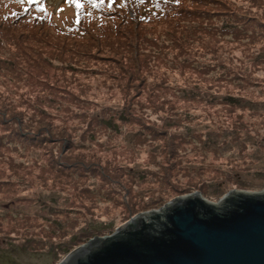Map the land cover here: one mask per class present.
I'll return each instance as SVG.
<instances>
[{
	"label": "rangeland",
	"instance_id": "374dc122",
	"mask_svg": "<svg viewBox=\"0 0 264 264\" xmlns=\"http://www.w3.org/2000/svg\"><path fill=\"white\" fill-rule=\"evenodd\" d=\"M257 2L250 15L264 22ZM228 11L236 14L221 20L240 25L238 9ZM247 23L244 34L224 24L193 45L195 27L186 43L183 25L165 24L145 50L123 48L124 36L95 44L47 25L8 28L0 264H60L157 204L201 190L223 199L235 187L264 189V29ZM230 98L241 106L228 109Z\"/></svg>",
	"mask_w": 264,
	"mask_h": 264
},
{
	"label": "water",
	"instance_id": "95a60500",
	"mask_svg": "<svg viewBox=\"0 0 264 264\" xmlns=\"http://www.w3.org/2000/svg\"><path fill=\"white\" fill-rule=\"evenodd\" d=\"M60 264H264V189L194 192L157 204Z\"/></svg>",
	"mask_w": 264,
	"mask_h": 264
},
{
	"label": "trees",
	"instance_id": "16d2710c",
	"mask_svg": "<svg viewBox=\"0 0 264 264\" xmlns=\"http://www.w3.org/2000/svg\"><path fill=\"white\" fill-rule=\"evenodd\" d=\"M257 1L264 0H240V5L236 0H105L104 2L102 0L98 10L93 14L87 7H84V2L79 4L72 1L71 7L75 13L69 18L63 19L62 25L51 21L52 26L49 29L66 38H84L95 44L106 43L111 39H119L124 36L123 39H130L131 43L127 45L122 42L123 48L138 50L142 49L140 46H143L145 50L149 46V38L153 33H158L162 25L166 24L175 28L183 25L180 34L186 43L189 41H187L185 33L189 26H193L196 28V33L190 41L193 45L194 39L201 38L200 35L209 33L211 28H221L224 24H228L230 30L239 29L238 32L243 34V28L246 30L248 26L247 22H253L259 29H264V22L254 15H250L256 7L260 6ZM219 7H223L224 10L217 11ZM229 7L237 8L240 12V25H232L233 21L230 20H221V15L232 18V15L236 14L234 11L224 13ZM253 36L256 38L255 33ZM133 65L135 72L140 74L141 65L138 57ZM154 73L155 69H152L150 78ZM132 77L133 73L129 80H138L141 86L146 83L143 77L133 80ZM236 98L229 99L228 109H237L241 106ZM242 100L246 101L247 99L241 97ZM19 121L21 122L20 119ZM20 122L18 123L20 124Z\"/></svg>",
	"mask_w": 264,
	"mask_h": 264
}]
</instances>
